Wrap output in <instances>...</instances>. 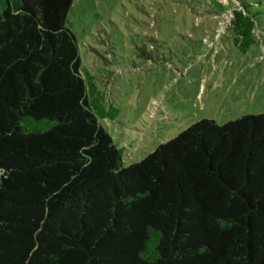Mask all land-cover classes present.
Masks as SVG:
<instances>
[{
  "label": "trees",
  "instance_id": "obj_1",
  "mask_svg": "<svg viewBox=\"0 0 264 264\" xmlns=\"http://www.w3.org/2000/svg\"><path fill=\"white\" fill-rule=\"evenodd\" d=\"M72 3L0 0V264H264V113L201 119L124 167ZM229 16L246 52L255 16Z\"/></svg>",
  "mask_w": 264,
  "mask_h": 264
},
{
  "label": "rangeland",
  "instance_id": "obj_2",
  "mask_svg": "<svg viewBox=\"0 0 264 264\" xmlns=\"http://www.w3.org/2000/svg\"><path fill=\"white\" fill-rule=\"evenodd\" d=\"M237 1L255 16L246 52L227 29ZM65 26L82 73L115 112L98 122L124 167L201 119L264 113V0H73ZM164 111L173 123L150 135Z\"/></svg>",
  "mask_w": 264,
  "mask_h": 264
},
{
  "label": "flooded vegetation",
  "instance_id": "obj_3",
  "mask_svg": "<svg viewBox=\"0 0 264 264\" xmlns=\"http://www.w3.org/2000/svg\"><path fill=\"white\" fill-rule=\"evenodd\" d=\"M169 117L170 111H164L157 120L158 126L155 128V130L151 131L150 135L154 136L164 133L167 130L168 126L173 123V121L170 120ZM179 118L175 120H178Z\"/></svg>",
  "mask_w": 264,
  "mask_h": 264
}]
</instances>
